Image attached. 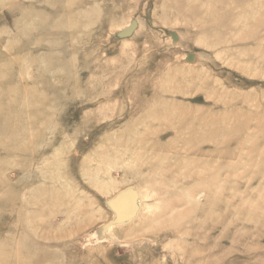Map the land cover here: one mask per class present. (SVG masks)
<instances>
[{
  "label": "rangeland",
  "instance_id": "1",
  "mask_svg": "<svg viewBox=\"0 0 264 264\" xmlns=\"http://www.w3.org/2000/svg\"><path fill=\"white\" fill-rule=\"evenodd\" d=\"M0 264H264V0H0Z\"/></svg>",
  "mask_w": 264,
  "mask_h": 264
},
{
  "label": "water",
  "instance_id": "2",
  "mask_svg": "<svg viewBox=\"0 0 264 264\" xmlns=\"http://www.w3.org/2000/svg\"><path fill=\"white\" fill-rule=\"evenodd\" d=\"M109 206L116 214V218L110 226L127 223L137 216L139 199L136 192L129 189L117 195L109 202Z\"/></svg>",
  "mask_w": 264,
  "mask_h": 264
},
{
  "label": "bare ground",
  "instance_id": "3",
  "mask_svg": "<svg viewBox=\"0 0 264 264\" xmlns=\"http://www.w3.org/2000/svg\"><path fill=\"white\" fill-rule=\"evenodd\" d=\"M127 190V189H126ZM139 193V192H138ZM138 197V196H137ZM135 219V218H134Z\"/></svg>",
  "mask_w": 264,
  "mask_h": 264
}]
</instances>
